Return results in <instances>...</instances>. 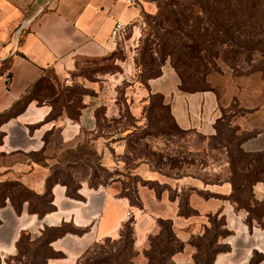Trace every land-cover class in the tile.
Instances as JSON below:
<instances>
[{
	"label": "crops",
	"instance_id": "obj_1",
	"mask_svg": "<svg viewBox=\"0 0 264 264\" xmlns=\"http://www.w3.org/2000/svg\"><path fill=\"white\" fill-rule=\"evenodd\" d=\"M155 0H0V64L11 59V66L0 77V114L9 110L16 102L29 94L35 82L53 72L60 80L68 83L72 75L87 60L110 55L116 48L114 28L117 22L140 35L143 15L155 14ZM30 21L23 30L19 44L18 30ZM22 30V31H23ZM21 31V32H22ZM137 35V37H138ZM131 65L123 73L98 76L94 80L78 78L87 92L82 96V108L73 120L62 113L51 121L44 117L28 119L34 110L32 101L25 112L3 123L0 144V182H19L32 192L42 195L47 190V179L51 174V159H46L49 166H44L33 153L41 152L45 147L44 137L52 131H58L62 143L74 147L86 136L91 137L93 147L102 155L103 142L97 112L104 109L107 119L120 117L117 100L118 87L129 81ZM132 83V82H131ZM180 80L174 68L167 63L162 75L148 81L152 94H162L171 107V113L184 130L194 129L203 135L215 134L214 123L220 117L217 96L212 91L184 93L179 90ZM148 92L134 83L126 93L130 110L140 118L142 106L146 103ZM47 106L35 110H43ZM29 113V116H25ZM119 136H122L120 134ZM120 143L117 151L123 152ZM109 148L113 149V137ZM246 152L264 151V130L245 141L242 145ZM47 150L42 153L46 156ZM144 180L158 181L181 191L183 187H194L205 193L228 196L232 191L229 183L206 185L189 177L173 179L151 171L144 164L137 171ZM111 183L97 188L81 183L78 191L82 199L67 196L66 187L56 184L52 188L55 210L39 217L28 211L25 203L17 212L7 200L0 207V259L6 264L17 248L16 244L24 233L30 241L39 238L46 227H59L71 223L77 228H84L82 234L67 233L51 243L54 251L62 257L50 258L47 264H75L86 249L94 242L105 238H118L122 224L135 212L128 199L118 197V190ZM143 210L135 217V249L143 251L149 247V235L158 231L157 219H171L176 236L185 243L182 252L188 250L190 237L198 234L203 225L208 227L209 215L224 218L223 229L228 235L219 241L226 247L218 252L214 264H249L257 253L262 255L259 264H264V223L253 220L247 223V213L235 210L229 200L217 197L205 198L194 192L190 195V206L198 214L189 217L179 216L178 200H171L168 191L157 196L149 185L139 187ZM255 198L264 204V178L254 187ZM130 214V215H128ZM142 215V216H141ZM139 216L143 225L139 227ZM141 250V251H142ZM180 252L173 257L182 263ZM182 256H176V255Z\"/></svg>",
	"mask_w": 264,
	"mask_h": 264
},
{
	"label": "trees",
	"instance_id": "obj_2",
	"mask_svg": "<svg viewBox=\"0 0 264 264\" xmlns=\"http://www.w3.org/2000/svg\"><path fill=\"white\" fill-rule=\"evenodd\" d=\"M156 5L157 11L155 14L145 13L143 15L148 33L141 40L140 58L135 62L136 75L140 81L136 80L132 83L127 81V83L131 84L127 86L128 88L133 87L132 85L137 83L148 92L147 101L142 106L140 118L133 115L127 97H125L129 89L125 88V91L119 96L120 86L117 89L120 117L107 119L104 116V109H100L97 112L101 136L110 123L120 125L123 119L128 122L127 125L122 127L114 126V130L113 126L109 127L112 130L109 134L113 135V141L116 144L120 143L119 146L122 145L124 148L123 152L119 154L125 157L123 165L127 172L121 173L118 171L119 175L126 174L128 178L133 177L137 182H141V185H149L152 189L155 185L159 186L158 191L154 189L157 196L162 191H170L172 189L177 192L178 190L173 189L168 184H161L156 180H144L136 173L137 169L143 164L151 171L173 179L189 177L211 185L229 183L232 186V191L224 199L229 200L236 209L245 210L247 223L250 224L253 220H256L263 224L264 204L255 198L254 187L262 182L264 178V151L246 152L242 147L243 143L253 138L256 133H240V127L232 123V118L235 115L231 118H226L223 114L214 123L215 134L213 135H203L194 129L184 130L176 123L171 113V107L165 102L164 96L159 93L152 94L149 91L148 81L160 77L162 69L160 67L157 68V66H163L169 60L170 65L179 77L180 91L184 93L213 92L205 84L202 87L197 86L196 80L203 78L201 76L203 74L208 75L219 71V60H222L228 66H241L243 62H251L247 59L251 60L257 51L264 52V0H157ZM24 31L25 29L21 32L19 44ZM103 58L92 59L91 61H98ZM11 61V59H7L0 64V77L5 73L9 76L11 75L7 72L11 66ZM78 71L79 69L72 77H82ZM49 75L60 80L53 72H49L35 82L25 98L19 100L9 110L0 114V127L3 123L19 116L25 110L27 105L35 99V94L42 91L46 86V79ZM82 89L84 93H80L77 104H73L74 102L72 101L68 102L69 113L67 115L73 120L78 117L83 106L82 96L87 90L85 88ZM119 97L123 98L120 100ZM43 104H47V102H43ZM21 106L23 109L18 110V107ZM122 107L127 115H122L124 113ZM63 108H66L65 105H63ZM160 109L167 111L168 117L160 114L156 118L157 114L155 111ZM61 113L62 111L53 117L45 119V121L54 120ZM169 118L172 121V125L169 124ZM151 130H155V134ZM192 133L202 138L203 142L206 143L207 150L226 153L228 167L225 169L224 175L219 174L215 178L206 177L202 179L195 170L190 171V168L192 169L194 165V160L190 157H182L181 160V154L179 153L178 157L172 158L170 155L144 143L145 138L150 136L167 137L173 135L183 138ZM54 134L57 135L58 142L61 145L62 140L58 131H52L44 137V149L41 152L32 154V157L44 166H49L46 162L47 158L53 161L52 166H50L51 174L47 179V190L45 193L42 195L35 194L19 182H0V207L9 200L15 210L20 212L23 205L28 203V211L30 213L44 217L55 210L52 194L54 185H64L67 196L80 200L82 197L78 191L81 183L86 182L92 188L106 185L105 183L96 182L94 179L96 175L93 174V180L91 179L90 182L85 179L86 177L75 178L73 176L72 169L78 165L86 166L93 173H95L94 170L97 168L102 171L107 169L101 163L102 155L93 147L90 136L81 139L74 147H66L62 151H57L52 147L51 136ZM120 134L122 136H119ZM2 139L3 133L0 131V144ZM187 148L188 156H192L195 150H193L190 141H188ZM46 150V156H43L42 153ZM87 155H90V159L93 161L89 160ZM129 155H131V158ZM185 165L186 167H184ZM110 171L113 173L112 170ZM186 189L189 190L188 195L185 193L181 197L179 193L186 191ZM178 192L172 197L169 194V197L171 200H178V213L181 217L198 214L196 210L191 208L189 202L190 195L194 192L205 198H223V196L205 193L191 186L183 187ZM132 193L134 196L131 195ZM117 195L128 199L131 206L143 208L139 195V186L132 188V191L126 185L122 186L121 192ZM249 201L252 209L246 207ZM211 217L218 218L219 216L209 215V219ZM219 219L222 222L220 224L218 222L214 223L213 227L224 225V218L219 217ZM134 224V217L130 216L122 224L118 238L109 237L94 242L78 258L75 264H134V259L138 256V252L135 249ZM157 225L159 228L157 234L152 237L149 235V247L143 251L146 258L145 264H175L173 257L183 251L185 243L176 236L171 219L158 218ZM209 228L208 226L206 229ZM83 232H85L84 228H77L71 223H63L59 227H46L38 240L30 241L29 236L23 233L16 244V256L20 254V248L29 246L30 250L28 249L26 253H21L23 259H26L24 264H47L48 259L63 256L62 253L54 251L51 246L53 241L67 233L82 234ZM228 234L229 231L222 230L219 235L214 237L212 244H217V246H215L213 252L208 250L206 264H214L215 255L226 249L218 242V239ZM196 235L194 234L190 237L189 243ZM34 244L38 246V251ZM43 245L51 249L53 256L46 260L44 259V262L40 263L38 260V257H40L39 250ZM262 257V255L256 253L249 264H259ZM199 259L201 262L198 261ZM195 261L196 264H203L202 258L195 257ZM0 264H2L1 259Z\"/></svg>",
	"mask_w": 264,
	"mask_h": 264
},
{
	"label": "rangeland",
	"instance_id": "obj_3",
	"mask_svg": "<svg viewBox=\"0 0 264 264\" xmlns=\"http://www.w3.org/2000/svg\"><path fill=\"white\" fill-rule=\"evenodd\" d=\"M157 1V0H155ZM146 22L143 18L141 26H140V35H134L133 30L128 29L125 33V38L121 41L116 40V48L114 49L113 53L110 55H107L102 60L98 61H86L83 66L79 68L78 73L81 74V76L84 78H87L89 80H94L98 76H107L111 73L117 74V73H123L126 68L131 65V76H129V81H140L139 78L136 75L135 70V62L136 60H139L140 58V52L142 43L141 40L144 38L143 36L147 35L146 31ZM251 62H243L241 66H228L225 62L222 60L218 61V67L219 71L212 72L208 75H201L203 78L197 79V86L202 87L203 84L207 86L208 88H211L213 92L216 94L219 104V111H220V117L222 114L226 118H231L233 115H235L232 118L233 125H237L240 127V133H257L259 131L264 130V52L257 51L253 56L252 59H247ZM167 63H170L169 60L163 65V66H157V68H163ZM47 84L42 89V91L35 94V99L32 100V105L30 109L34 110V113L28 118V119H34V118H42L47 119L49 117H53L62 111V113H69V106L68 102L72 101L73 104H77V100L79 98L80 93L83 92L82 84L79 82L78 78L72 77L68 83L63 82L62 80H57L53 78V76L49 75V77L46 79ZM49 81V82H48ZM131 85L127 83V81H124L121 83L119 87V96L122 95V92H124L125 88L129 89L127 86ZM134 86V84L132 85ZM82 87V88H81ZM121 94V95H120ZM56 98V99H55ZM120 100L123 97H119ZM43 102H47V104H43ZM49 102V103H48ZM51 103V104H50ZM63 105H65L66 108H63ZM47 106V108L43 110H35L38 107ZM22 107V106H21ZM18 107V110L23 109V107ZM28 107V106H27ZM27 107L23 112L26 111ZM63 108V109H62ZM120 108V107H119ZM221 108V110H220ZM122 110L124 108L122 107ZM222 111V112H221ZM61 113V114H62ZM157 114L156 118H158V115H166L168 117V112L165 110H157L155 111ZM122 114V112H121ZM127 115L125 110L122 114ZM25 116H29V113H26ZM127 121L125 119L122 120L120 125H116L115 123H110L108 127L106 128L105 132L102 133V142H103V151H102V157H101V163L104 165L105 168L103 171L100 168H97L94 170L95 173H93L91 170L86 168V166L81 165L77 166L72 169L73 176L75 178H81L86 177L85 179L90 182L92 178V174L96 175V178L94 176V179L96 182L105 183L107 185L111 184L112 182L117 183L114 185V189L118 190L119 194L121 192L122 186L125 185L131 189L136 188L137 186L140 187L141 182H137L136 179L133 177L128 178V176L125 175H119L120 171L121 173L127 172L125 169L124 159L125 157L121 156L119 154L121 151H117L115 149V142L113 143V148H109V141L110 138L113 137V135H110L109 132L112 130L109 129V127L114 126H124L127 125ZM169 124L172 125V121L169 118ZM107 126V125H106ZM149 131V130H147ZM155 134V130H151ZM52 140V147H54L57 151H62L67 146L58 142L57 135L54 134L51 136ZM188 141H190L191 146L195 152L192 154V156H188ZM145 144H148L149 146L153 147L154 149L160 150L162 153L170 155L172 158L178 157V154L180 153V158L182 160V157H190L192 160H194V165L192 166V169L190 168V171L195 170V172L203 179V178H215V176L219 174L225 173V169L228 167L227 164V158L226 153H222L216 150H207L206 143L203 142L202 138L198 135L192 133L190 135H187L183 138L179 136H150L146 137L144 140ZM89 154V153H88ZM88 156V155H87ZM131 158V155H129ZM123 157V160H122ZM89 160L90 155L87 157ZM98 158V156H97ZM189 158V161H190ZM205 164V166H203ZM146 166V165H145ZM147 167V166H146ZM186 167V165L184 166ZM148 168V167H147ZM112 170L113 173L110 171ZM117 170V171H116ZM109 171V172H108ZM117 173H116V172ZM111 172V173H110ZM116 173V174H115ZM63 178V176H62ZM113 178V179H112ZM205 184V183H204ZM211 185V184H206ZM156 191L159 190V186L155 185L153 186ZM178 192V191H177ZM177 192L173 191L172 189L168 191V194L170 196H174L177 194ZM179 193V192H178ZM188 195L189 190L186 189V191H182L179 193V195L182 197L184 194ZM132 196L133 193L131 194ZM118 196V195H117ZM222 198V197H221ZM224 199V197L222 198ZM225 200H227L225 198ZM136 202V201H135ZM137 203V202H136ZM249 205V206H248ZM246 207L249 209H252L250 207V201ZM134 209L133 211L135 214H133L132 217H134V221L136 220L135 217L140 214V211L143 210L132 206ZM234 207V205H233ZM235 208V207H234ZM235 210H242L244 209H236ZM142 216V215H141ZM141 216H139V227L141 228L143 225ZM209 222V229H206L207 227L203 225L202 230L190 241L188 250H192V254L190 252H180V255L176 256H182V263L183 264H196L195 257L202 258L203 264H206L207 262V252L210 250V252H213L215 249V246L217 244H212V240H214L216 235H219L221 231L225 230L223 229V225H219L218 227H213L214 223L222 222L221 219L211 217L208 219ZM158 226V225H157ZM69 228V227H66ZM159 230V228H158ZM158 232V231H157ZM152 233L150 237L157 234ZM201 234V235H200ZM37 240L39 238H36ZM35 239V240H36ZM221 237H219L218 242L220 241ZM36 246V250L38 249V246ZM30 250L31 248L28 246L27 248H20V254L16 256L17 249L9 255V258L6 260V264H24L23 255L21 253H26V251ZM137 250V249H136ZM140 249L138 252V256L134 259V264H145L146 258L144 255L143 250ZM38 251V250H37ZM40 257H38V260L40 263L44 262V259L46 260L50 256H53V252L48 246H42L39 250ZM49 260V259H48ZM199 262L200 259L198 260ZM175 264H180L177 261H174ZM46 263V262H45Z\"/></svg>",
	"mask_w": 264,
	"mask_h": 264
},
{
	"label": "built area",
	"instance_id": "obj_4",
	"mask_svg": "<svg viewBox=\"0 0 264 264\" xmlns=\"http://www.w3.org/2000/svg\"><path fill=\"white\" fill-rule=\"evenodd\" d=\"M128 2H133V0H126ZM114 38L117 41H121L125 38V26L121 22H117L114 28ZM130 215V214H128Z\"/></svg>",
	"mask_w": 264,
	"mask_h": 264
},
{
	"label": "water",
	"instance_id": "obj_5",
	"mask_svg": "<svg viewBox=\"0 0 264 264\" xmlns=\"http://www.w3.org/2000/svg\"><path fill=\"white\" fill-rule=\"evenodd\" d=\"M29 22H30V21H27L26 23H24V24L20 27V29L18 30V37H19L21 31L23 30V28H24L26 25H28Z\"/></svg>",
	"mask_w": 264,
	"mask_h": 264
}]
</instances>
